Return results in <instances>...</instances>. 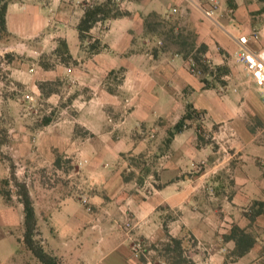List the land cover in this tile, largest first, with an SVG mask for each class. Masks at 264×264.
<instances>
[{"label": "crops", "instance_id": "1", "mask_svg": "<svg viewBox=\"0 0 264 264\" xmlns=\"http://www.w3.org/2000/svg\"><path fill=\"white\" fill-rule=\"evenodd\" d=\"M88 1L53 0V4L69 5L71 12L75 3ZM217 1L215 19L221 27L200 10L209 7V0H128L123 10L129 15L108 20L102 47L113 58L103 67L109 75L117 68L124 71L122 82L129 89L124 99L132 105L120 115L123 120L116 134L103 124L95 137L83 143V149L96 144L94 154L85 155L88 163L80 175L82 181L97 183L86 195V204L69 195L53 203L52 211L46 207L53 222V255L62 264H126L131 250L117 224L122 218L120 209L143 219L161 205L177 210L182 228L198 238L228 239L231 247L240 239V244L245 241L237 264L264 260V103L259 95V82L264 79V0ZM47 2L51 0H8L5 26L9 37L21 41L38 37L47 25L43 7ZM150 13L175 26L174 37H189L191 48L203 45L206 66L211 71L221 68L220 79L216 72L193 74L189 57L178 53L182 49L178 38L157 35L161 28L147 33L144 19ZM242 49L256 54L259 61L260 72L254 79L236 62ZM187 105L197 115L176 132L174 127ZM139 128L147 133L141 139L135 135ZM44 132L50 136H42L43 141L49 139L43 152L62 150L57 134ZM224 147L231 156L219 162ZM152 148L157 157L155 176L148 172L146 180L160 185L152 184L149 197L142 199L144 186H137L124 172L135 171L127 157ZM51 157L47 161L54 164ZM195 166L201 170L198 175L192 173ZM7 175L0 161V179ZM201 186L226 200L221 210L225 215L219 214L211 226L209 220L192 213L202 208L196 199ZM23 220L22 204L9 205L0 196V264H26L20 258ZM168 230L172 234V227Z\"/></svg>", "mask_w": 264, "mask_h": 264}, {"label": "rangeland", "instance_id": "2", "mask_svg": "<svg viewBox=\"0 0 264 264\" xmlns=\"http://www.w3.org/2000/svg\"><path fill=\"white\" fill-rule=\"evenodd\" d=\"M105 1L75 3L71 12L67 11L69 5L56 7L53 0L43 3L47 11V25L38 37L24 41L5 37L0 41V161L8 170L7 177L0 179V196L7 204L15 206L20 203L16 193L19 187L15 181L25 183L35 207L38 236L34 240L40 242L52 256H55L53 222L46 212L47 208L52 211L53 203L69 195L80 197L82 203L86 204V195L93 191V185L97 183L93 180L82 181L80 175L88 163L85 155H93L96 144L91 143L88 149H83V143L95 137L100 127L104 128L103 124L110 131L116 130L112 132L116 134L123 120L120 115L125 114L132 105V102L124 99L129 90L122 82L124 71L117 68L109 75L108 69L103 67V63L107 66L110 58H113L102 47L105 46V39L101 36L107 29L108 20L94 25L89 32L91 38L84 35L81 40L77 31L84 3L93 6ZM113 1L119 3L123 10L128 0H112L110 4ZM55 12L58 16L56 19ZM94 40H98L99 44L95 45ZM63 43L69 55L65 53ZM92 44L99 49L98 53L91 48ZM139 44H143V40ZM46 130H50L51 135L53 132L57 134L62 150L52 148L43 152L49 139L43 141L42 136H50L44 132ZM138 130L135 135L139 139L147 134L144 129ZM220 153L219 162L231 156L226 147L220 149ZM47 156H52L55 161L59 156L58 164L47 161ZM127 159L135 171H125V177L133 178L137 186H144L142 199L149 197L151 185H160L155 180H146L148 172H153L155 176L156 153L152 148ZM200 171L195 166L192 173L198 175ZM11 176L15 177L14 182ZM4 180L8 183H3ZM135 189L136 186L131 187L130 193ZM199 189L201 195L198 193L196 199L202 208H195L192 213L197 212L196 216L209 220L211 226L219 214L225 215V211L221 210L226 200L216 197L206 186ZM137 199L139 202L140 198ZM120 211L122 218L117 224L131 250L126 264H237L236 256L245 247L246 242L240 244L241 239L231 247L228 239L216 242L198 238L195 233L182 228L177 210L164 205L143 219L134 218L129 209L121 208ZM168 226L172 227L170 235ZM19 234L16 231V235ZM23 235L24 230L19 236L23 239ZM170 238L180 241L181 251ZM21 248L20 258L23 262L40 264L24 244ZM219 254L224 257L218 258ZM185 257L191 262L186 261ZM246 264H264V260Z\"/></svg>", "mask_w": 264, "mask_h": 264}, {"label": "trees", "instance_id": "3", "mask_svg": "<svg viewBox=\"0 0 264 264\" xmlns=\"http://www.w3.org/2000/svg\"><path fill=\"white\" fill-rule=\"evenodd\" d=\"M110 1L112 0H106L104 3H95L93 6L91 5L85 7L83 11V16L77 25V31L79 33V38L81 40L83 39L84 35H88V37L91 38V36H89V32L97 22L104 23L110 19H115L129 15L128 12H125L121 9L119 3L113 1L112 4H110ZM7 5H8V0H0V41L5 37H9V33L7 32L5 26V15H6ZM110 5L112 8L111 7L109 8ZM152 18H156V19L158 18V21H153L151 20ZM166 26L168 27V29L166 28ZM157 28L162 29L161 31H158L157 35L159 36L164 35L167 39H171V40L176 38L173 36L175 26L168 25V22L166 20L160 19L156 13H150L144 19V29L148 33L152 31H156ZM178 39L181 41L180 47L182 48L181 51H179L178 53L182 54L185 59L189 57V59L191 60L190 70L193 74L198 76H200L199 74H209L210 76H212V74L216 72L215 77H218V79H220L219 77L223 75L221 68L217 67L215 68V70L211 71L206 66V60L205 58H203V53H204L203 45H200L196 48L195 46L191 48L192 44L189 40V37H187L184 40L180 38ZM93 43L95 45H98L99 41L94 40ZM94 44H92L91 48H94L95 52L98 53L99 49L98 48L96 49ZM62 45L65 50V53L69 55L67 52L66 44L63 43ZM203 81L204 83L207 84L205 80ZM193 115H197V114L190 105H187L185 115L180 119V121L174 127L175 131L176 132L181 131L186 126L185 121L191 119ZM172 135L173 133L170 134V136ZM59 159L60 157L58 156L56 158L55 165L58 164ZM15 180H16L15 177L11 176V181L14 182ZM3 183L7 184L8 181L4 180ZM15 185L19 187V191L16 193L19 197V202L23 206V213H24L23 244L32 253L35 259L38 260L40 264H62L61 260L58 257L48 254L43 249L40 242L34 240L35 236L36 237L38 236V231H37V220H36L32 199L30 197V194L28 192L25 183L18 184L15 181ZM261 205L264 206V204ZM170 241L175 243L178 249H180V251L182 250L179 240L170 238ZM182 254H184L183 251ZM185 260L188 261L189 263L191 262L190 260H187V257H185Z\"/></svg>", "mask_w": 264, "mask_h": 264}, {"label": "built area", "instance_id": "4", "mask_svg": "<svg viewBox=\"0 0 264 264\" xmlns=\"http://www.w3.org/2000/svg\"><path fill=\"white\" fill-rule=\"evenodd\" d=\"M219 8L217 0H209L208 8H200L203 14L211 19L216 26L221 27L220 23L215 19V13ZM236 62L243 66L250 76V78H255L256 74L260 72L259 61L256 57V54L250 53L246 49H242L236 56ZM259 95L261 101L264 103V79L259 82Z\"/></svg>", "mask_w": 264, "mask_h": 264}]
</instances>
